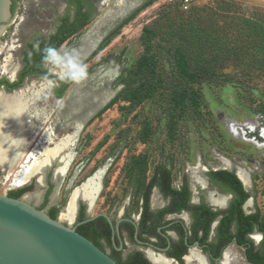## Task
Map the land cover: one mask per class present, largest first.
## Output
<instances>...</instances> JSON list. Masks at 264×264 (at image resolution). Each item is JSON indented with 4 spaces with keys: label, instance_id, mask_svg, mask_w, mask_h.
Listing matches in <instances>:
<instances>
[{
    "label": "rangeland",
    "instance_id": "rangeland-1",
    "mask_svg": "<svg viewBox=\"0 0 264 264\" xmlns=\"http://www.w3.org/2000/svg\"><path fill=\"white\" fill-rule=\"evenodd\" d=\"M16 1L20 9L17 17L13 21L14 15L0 26V75H6V68L20 61L27 44L34 37L49 34L64 11L63 0ZM146 1L92 0L94 13L89 23L58 48L77 52L86 65L87 77L79 84L63 81L62 86L57 81L55 86H59L53 89L60 92L59 102L48 101L52 99V91L48 88L49 92L47 89L38 103L50 109V118L37 133V140L42 144L46 137H50L44 145L53 147L69 132L72 133L74 126L79 128L71 149V161L60 183L53 184L51 195L57 187L56 198L54 201L50 199L47 206L61 202L56 212L60 218V211L67 205L71 190L106 165L100 189L96 199L87 205V213L108 212L111 217H116L126 207L125 213L136 217L141 181H145L153 166L161 162L170 170L173 187H178L185 177L191 201L201 199L208 204H211L209 190L219 195L226 194H221L216 186L209 184L206 172L217 169L239 171L245 180L243 187L250 194L243 210H257L264 215V147L260 146L264 137L259 136L260 129L264 127V52L256 51L249 43L243 42L242 35H237L235 52L226 51V45L222 44L215 47L217 52H212L213 43L201 36L193 42L188 26L183 24L191 9L225 1L230 11L227 18L219 23L224 28H228L231 16L235 17L234 24L247 18L264 26V0L195 1L187 11L180 9V0H152L150 5L122 23ZM144 26L157 33L156 71L158 78L165 81L133 112L125 113L121 106L126 103L120 96L127 87L133 65L143 51L140 34ZM176 47L185 50L191 70L213 74L206 78L200 76L190 84L197 94V104L186 111L174 108L165 89L175 74L169 49ZM44 65L59 79L61 69ZM103 70L115 75L110 81L104 78L97 83L96 79ZM31 82L37 85L40 81ZM30 83L26 82V86ZM144 124L149 127V134L143 143L138 139V132ZM104 137L105 143L91 153ZM40 151L43 152L40 148L35 154L38 158L42 154ZM137 154L146 163L145 173L135 172L130 181V157ZM54 163L53 169L57 165ZM193 175L204 181L206 187L202 188ZM38 185L36 175L22 185H15L11 176L0 170V193L30 186L22 195L24 197L35 191ZM44 185L40 186L42 191ZM156 200L153 206H161L163 200L160 196L156 195ZM224 201L219 206L211 205L223 207ZM30 202L40 204V201ZM176 216H183L188 222L184 212ZM73 220L64 222L71 225ZM252 238L258 239L255 235ZM226 251L231 254V264H247L242 250L235 245H229Z\"/></svg>",
    "mask_w": 264,
    "mask_h": 264
},
{
    "label": "trees",
    "instance_id": "trees-1",
    "mask_svg": "<svg viewBox=\"0 0 264 264\" xmlns=\"http://www.w3.org/2000/svg\"><path fill=\"white\" fill-rule=\"evenodd\" d=\"M72 1L76 5V13L80 14V23L75 25L70 24L68 26L66 25L67 20H64L52 36L55 38V41L53 44L49 45L51 47L58 48L60 44L63 43L69 35H71V33L82 29L86 25L87 21L84 18L85 14L80 13L81 2L79 0ZM151 2L152 0L144 2V4L132 12V14L122 23L125 24L127 20L131 19V17H133L138 10L150 5ZM208 5L210 4L203 5L200 8L191 9L187 15L188 19L183 23L188 26V32H190L189 36L193 42L198 40L201 36L205 37L206 41L213 43L214 48L212 52H217V48L215 47L221 44L226 45V51L235 52L238 47L237 35H242V37H244H241L243 42L249 43L250 46L256 49V51L258 50L260 52H264V26L260 24L259 21L243 18V20L238 23L235 22L234 24L233 18L235 17L231 16L228 28L227 26L224 28V26L219 23L223 21L224 18H227V12L230 11V6L227 7L228 4L225 1L217 2L214 6ZM156 37L157 33L155 31L147 26L143 27L140 34V42L143 51L133 65L129 73V78L126 82L127 87L120 96L121 100L126 103L121 106L124 110L123 112L125 113L133 112L145 98L150 96L155 91L156 87H160L165 81V79L158 78L157 76L156 67L158 63V52H156L155 46L157 43V40L155 39ZM36 41L39 49L43 50L45 47H48L44 45V37H40ZM29 47H31V44ZM169 51L174 65L175 74L172 76V80H170L168 85H165V89L170 96L174 108H180L183 111L193 109V107L197 104V94L190 84L196 82L200 76L206 78V76L212 77L213 74L208 71L191 70L189 68L190 63L185 50L176 47L172 49L170 48ZM42 57L43 52H32L31 56H29L27 52H24V59L27 61V67L31 68H29L28 71L22 70L21 72L23 75L35 73L39 70L45 71L42 69L41 65H36L39 60H43ZM47 75L56 79L55 76L51 74L47 73ZM22 79L23 78L21 77L20 80ZM114 100L115 99L111 100V102H114ZM148 134L149 127L144 124L138 132V139L144 143ZM105 140L106 137L100 140L91 153H94L101 145H103ZM145 169L146 163L139 154L130 157V181H132L135 172L138 171L139 173H145ZM206 176L209 178L211 184L219 187L221 192H230L232 194V198L227 208L212 209L203 200H201L200 204H188L190 190L188 189V183L185 177L178 187H173L170 170L161 162L155 164L151 175L147 177L145 181H141L142 186L139 194L144 195V209L142 219L138 224V233L147 230L154 232L159 222L160 217L158 216L154 218L150 226H145V218L148 217V214L146 213L148 197L151 188L156 186L163 197L169 196L171 198L169 207L158 210L157 214L176 212L181 209L189 210L192 213L191 230L193 237H196L198 230L202 229V236L200 239H206L210 223L217 216H219L217 233L218 236L222 235L223 239L221 246L217 251L218 254L228 242L232 241L233 238L239 245L248 243L252 246L253 242L247 237V234L254 230L261 232L262 239L260 241L259 248L252 254L249 252L252 248H247L244 250V255L246 262L252 264H264V215H261L257 210L252 213H245L243 211V204L250 197V194L243 187V183H241L242 181L239 180L233 171L225 169L210 170L206 172ZM29 188L30 186H24L18 189L10 190L8 195L18 198ZM44 204L45 200L39 208L41 209ZM57 209L58 208L51 207L47 214L52 218H56ZM79 218H84L83 211L79 214ZM93 223H97L96 229H90V232L82 230L83 228L92 226ZM126 224L129 225L130 234H132L133 226L130 223ZM231 226H233L232 230ZM76 231L101 249L100 239H104L105 242L111 246V241L108 237L109 224L102 216H98L92 220L82 223L80 226L76 227ZM115 242H117L116 239ZM177 245L182 247L179 253L176 254V257L181 260L180 255L185 252L186 247L181 241ZM111 251V258L117 264H150L142 257L139 251H135L127 255L125 259H121L120 251H115L112 247Z\"/></svg>",
    "mask_w": 264,
    "mask_h": 264
},
{
    "label": "flooded vegetation",
    "instance_id": "flooded-vegetation-1",
    "mask_svg": "<svg viewBox=\"0 0 264 264\" xmlns=\"http://www.w3.org/2000/svg\"><path fill=\"white\" fill-rule=\"evenodd\" d=\"M79 1L81 2L80 13L85 14L84 18L87 21L86 24H88L90 19L92 18L93 13H94L93 2H92V0H79ZM63 2H64L63 3L64 4V11L59 16L54 29L49 34H47L46 36L39 35V36L34 37L33 40L29 44H27L26 49L23 51V53L20 57V61L18 63H16L17 68H16V70L12 76H9L7 74L6 75H0V91L2 93L10 94V93H13L17 90H20L26 86V82H28V81H29V83L31 81H33V82L45 81L48 84V88L51 89V91H52V99H50L48 101L59 102V98H61L60 92L58 89H53V87L50 88L49 87V81H53V80L56 82L59 81V85L62 84V86H63V81L60 79H57V77L52 74L54 72H50L45 67L43 60H39L36 63V65L37 66L41 65L42 69H44L45 71L39 70L35 73H29L26 75H23V73L21 71L22 70L28 71L29 68H31V67H27V61L24 59V52H27V54L29 56L32 55V52H43V50L39 49V47H38V43L36 41L38 38L44 37L45 38L44 45L49 46V45L54 43L55 38H53L52 36L55 34V31L58 29L59 25H61L64 22V20H67L66 25H68V26L70 24L75 25V24L80 23V14L76 13V10H75L76 5L73 3V1L72 0L71 1L70 0H63ZM17 3L18 2L16 0H11V4H10L11 17H13L15 15L13 21L17 17V14L20 10ZM80 30L75 31L74 33H71V35H69L67 37V39L70 38L71 36H74L75 34H77ZM30 44H31V47H29ZM60 45H62V43ZM47 73L55 76L56 79L49 77L47 75ZM21 77L23 78L22 80H20ZM58 86H55V88ZM49 89L47 92H49ZM48 101H44V102L46 103ZM38 132H39V130H38ZM40 134L42 135V132ZM49 144H51V146H52V143H49ZM54 166H55V163L52 164V166L47 170V172L44 173L45 185L43 187V191H42V194H41V197L39 200L40 204L36 205L38 208L41 207L43 201L45 200V204L42 206L41 209H44L46 211V213L48 212V210L51 207L59 208V205L61 204V202H59L58 204H51V205L47 206L48 202L50 201V195H51V193L55 187L53 184L56 183L55 181L52 180V170H53ZM239 180H241V179H239ZM208 181H209L210 185H214V184L210 183L209 178H208ZM82 182H80L79 185H81ZM203 183H204V185L200 184V186L202 188H205L206 184L204 181H203ZM241 183H243V182H241ZM214 186H216V185H214ZM216 187L219 189L218 186H216ZM58 188H59V186H58ZM188 189L190 190L189 186H188ZM72 190H71V192H72ZM209 191H212V190H209ZM8 192L6 193L7 195H8ZM24 193H22L20 196H22ZM154 193H156V195L160 196V198L163 200V203L161 204V206H156V207L153 206L154 204H152V198H153V196L156 197V195ZM221 194H226L225 196L228 197L226 204L223 207H214L213 205L207 203L212 209H225L228 207L229 202L232 198V194L230 192H221ZM61 200H63V198H61ZM155 200H156V198H155ZM170 201H171V198L169 196L163 197L162 194L156 188V186H153L151 188V191H150V194L148 197V206L146 209V213L148 214V217L145 218L146 219L145 220V224H146L145 226L146 227L150 226L152 224L154 218L159 216L160 219H159V222H158L154 232L147 230V231H142L141 233H138V224H139L140 220L142 219L143 209H144L143 208V202H144V195L143 194H139L138 204H137L138 205L137 216L136 217L127 215L125 213L126 207H124L122 213L116 217H111L108 214V212H106V214L110 217L113 225L118 221L119 238L117 237L116 231L114 230V228H112L109 225V236L108 237L110 238L111 246L108 245L104 239H100L102 250H104L111 257V254H112L111 247H112V248H114L115 251L121 252L120 253L121 259H125L127 257V255H129L135 251H139L141 253L142 257L145 258L150 264H155L146 255V250H149L150 252H152V254L154 256L167 260L169 262V264H186L185 263V256L189 254L190 249L194 248L202 256H204L207 264H220V262L223 258V253L227 250L228 246L231 244H233L237 248L243 250V252L247 248H252L249 251L250 254L254 253L256 251V249L259 248L260 241L262 239V234H261V232L254 230L251 233L247 234V237L253 242L252 246H250V244H248V243L247 244L245 243L244 245H239L235 242V240L233 238L232 241L228 242L221 249L220 253L218 254L217 251H218L219 247L221 246V242L223 239V236L222 235L218 236V233H217V224L219 221V216H217L210 223L207 237H206V239L202 240V239H200V237L202 236V229L198 230L196 237H193V235H192V230H191L192 213L189 210L181 209L180 211H176V212H165L162 214H157L158 210H160L162 208L169 207ZM245 202H244V204H245ZM200 203H201V199H199V201H197V202L191 201V191H190V197L188 199V204L192 205V204H200ZM244 204H243V206H244ZM87 205L88 204L86 202H84L82 199L78 201V205H77L76 211L74 213V218H73L74 220H73V223L71 224V226L75 225V229L77 226H80L82 223H84L81 221H84L87 217L90 216L87 213V210H88ZM82 211H83L84 218H79V214ZM179 212H184L186 214L188 222H186L185 217H183V216L177 217L176 216V214ZM253 212H255V211H253ZM103 213H105V212H103ZM245 213H252V212H245ZM56 218H58V217L56 216ZM129 220H131V221H129ZM79 222H81V223H79ZM126 223H130L133 226L132 234H130V227ZM96 226H97V223H93L92 226L87 227V228H83L82 230H84L85 232H90V229L94 230L97 228ZM232 227L233 226H231V230H232ZM255 234L258 235L257 240H254L252 238L253 235H255ZM135 237H136V239H138V241L135 240ZM115 239L117 240V242H115ZM119 241L122 242L121 246L119 244ZM180 241L186 247L185 252L180 255L181 260H179L176 257V254L179 253V251L182 249L181 246L179 247L177 245ZM255 241H258V243L257 244L254 243ZM117 248H119V249H117ZM246 263L252 264L249 262H246ZM228 264H231V263L229 262Z\"/></svg>",
    "mask_w": 264,
    "mask_h": 264
},
{
    "label": "bare ground",
    "instance_id": "bare-ground-1",
    "mask_svg": "<svg viewBox=\"0 0 264 264\" xmlns=\"http://www.w3.org/2000/svg\"><path fill=\"white\" fill-rule=\"evenodd\" d=\"M16 68L17 65L13 64L9 68H6V73L12 76ZM114 75L109 70H103L97 77L96 82L104 81V78L110 81ZM47 89V82L41 81L37 85L31 82L28 86L10 94H4L0 91V170L6 176H11L12 183L15 185H22L28 182L31 177L37 176V183L39 184L37 189L33 192H28L23 197L28 202H38L40 200L42 194L40 186L45 184L44 173L53 162H56L57 165L53 169L52 178L57 185L60 183L67 165L73 156L71 149L75 144L79 132L77 125L74 126L73 132H69L63 139L56 142L53 147L44 145L50 140V137H46L43 144L42 141L37 140L38 130L50 118V109L47 106H43V104H38ZM259 136L264 137V127L260 129ZM260 146L264 147V142ZM40 148L43 152L40 151L42 154L38 158L35 154L39 152ZM105 169L106 165L99 167L90 177L72 191L67 205L60 212L59 219L61 221L71 222L73 220L80 198L88 206L91 205L100 189V179ZM236 175L239 176L238 178L242 182H245L244 177L239 171H237ZM193 178L198 184L204 185L199 177L193 175ZM56 194L57 187L50 197L52 201L55 200ZM155 198L153 196L152 204L155 203ZM223 199L225 200V205L228 200L227 196L215 194L213 191L208 192V200L211 204L219 206L222 204L221 201ZM255 237L258 238V235L255 234ZM146 255L155 264H169L167 260L154 256L149 250H146ZM230 258V252L225 251L220 264H228ZM185 263L207 264L204 256L194 248L190 249L189 254L185 256Z\"/></svg>",
    "mask_w": 264,
    "mask_h": 264
},
{
    "label": "water",
    "instance_id": "water-1",
    "mask_svg": "<svg viewBox=\"0 0 264 264\" xmlns=\"http://www.w3.org/2000/svg\"><path fill=\"white\" fill-rule=\"evenodd\" d=\"M10 4L11 0H0V26L11 18ZM98 216L107 220L119 238L118 221L113 225L106 213H95L81 222ZM135 240L138 241L136 237ZM119 244L121 246L122 242ZM242 255L246 261L243 250ZM0 264L117 263L78 233L75 225L50 217L44 209L25 201L22 196L15 198L0 193Z\"/></svg>",
    "mask_w": 264,
    "mask_h": 264
},
{
    "label": "clouds",
    "instance_id": "clouds-1",
    "mask_svg": "<svg viewBox=\"0 0 264 264\" xmlns=\"http://www.w3.org/2000/svg\"><path fill=\"white\" fill-rule=\"evenodd\" d=\"M43 62L51 69H61L58 77L62 81L79 84L87 77L86 65L81 61L79 54L74 50L45 47L43 49ZM56 81H49V87H55Z\"/></svg>",
    "mask_w": 264,
    "mask_h": 264
},
{
    "label": "built area",
    "instance_id": "built-area-1",
    "mask_svg": "<svg viewBox=\"0 0 264 264\" xmlns=\"http://www.w3.org/2000/svg\"><path fill=\"white\" fill-rule=\"evenodd\" d=\"M195 1L210 2L211 0H180V7L182 10H187L190 4Z\"/></svg>",
    "mask_w": 264,
    "mask_h": 264
}]
</instances>
